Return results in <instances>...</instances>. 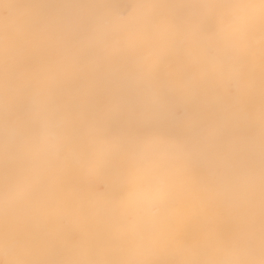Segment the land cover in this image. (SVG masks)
I'll return each mask as SVG.
<instances>
[{"label": "snow or ice", "instance_id": "snow-or-ice-1", "mask_svg": "<svg viewBox=\"0 0 264 264\" xmlns=\"http://www.w3.org/2000/svg\"><path fill=\"white\" fill-rule=\"evenodd\" d=\"M0 264H264V0H0Z\"/></svg>", "mask_w": 264, "mask_h": 264}]
</instances>
